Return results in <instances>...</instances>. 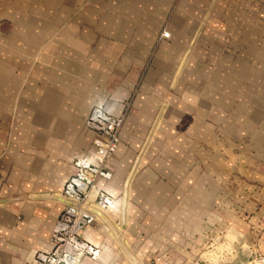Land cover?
Returning a JSON list of instances; mask_svg holds the SVG:
<instances>
[{"label":"crops","instance_id":"1","mask_svg":"<svg viewBox=\"0 0 264 264\" xmlns=\"http://www.w3.org/2000/svg\"><path fill=\"white\" fill-rule=\"evenodd\" d=\"M137 89L97 220L151 226L155 264L264 257V0H0V264L53 249L86 118ZM101 222L83 237L125 264Z\"/></svg>","mask_w":264,"mask_h":264},{"label":"built area","instance_id":"2","mask_svg":"<svg viewBox=\"0 0 264 264\" xmlns=\"http://www.w3.org/2000/svg\"><path fill=\"white\" fill-rule=\"evenodd\" d=\"M162 39H170V33L164 31ZM128 111L126 106L116 116L105 107L96 106L86 118V128L95 136L94 149L88 157L75 159V172L63 187L61 198L66 205L53 230V249L36 253L29 264H85L101 260L102 252L83 237V232L97 221L98 212H107L116 205L104 184L113 179L110 161L121 144Z\"/></svg>","mask_w":264,"mask_h":264},{"label":"rangeland","instance_id":"3","mask_svg":"<svg viewBox=\"0 0 264 264\" xmlns=\"http://www.w3.org/2000/svg\"><path fill=\"white\" fill-rule=\"evenodd\" d=\"M164 31L169 32L168 25L163 27L162 33ZM162 33H161V35H162ZM170 38H171V34H170ZM139 86L140 85H138V89H139ZM138 89L134 93V95L131 96V98L127 101L125 107L129 106V108H130L133 105L134 100H135V96L138 93ZM165 107H166V102L161 106L160 113L163 112ZM93 136H94V134H93ZM94 139H95V136H94ZM104 213H107V212H103V214ZM98 214L102 215L101 212H98ZM149 217H150L149 222L151 223L152 213L149 214ZM132 220H133V218L131 217L129 211L127 209H124V211L121 210L117 223L116 224L113 223L111 227H109L108 223L105 222V218H103V219L100 218L97 221H102L101 223L105 225V227L108 231L107 233L109 234L108 236L112 239V241L115 242L114 243L115 246L118 247L117 253L118 254L120 253L124 257L123 262L125 264H155L156 262H159L161 259H156L154 261L151 259L142 260V259H139L135 256L134 250L135 249L139 250V246H137L138 242L141 243L142 250L146 249V251L150 253V251L152 250V246H153V244H152V235H153L152 231H153V229L151 226H149L148 228L144 229V234H142L140 232L136 233L137 231L134 230V227H132V226L127 227L126 226V223L127 222L130 223ZM214 236L215 235H210L211 238L208 239L207 249H208L209 253L214 252V250L220 245V244L215 243V239H214L215 237ZM126 242H128V244L131 246V250H132L131 252L132 253L130 252V250L128 251L126 249V247H127ZM141 245H140V247H141ZM96 247H98L99 250L102 252V257H101V260L99 262H91V264H120L119 259L110 260V261L105 260V250L107 247V245H105V243H101L100 245H97ZM263 260H264L263 256H258V257H253L252 259L247 260L241 264H264V263L260 262ZM191 264H200V263H199V261L194 260Z\"/></svg>","mask_w":264,"mask_h":264},{"label":"bare ground","instance_id":"4","mask_svg":"<svg viewBox=\"0 0 264 264\" xmlns=\"http://www.w3.org/2000/svg\"><path fill=\"white\" fill-rule=\"evenodd\" d=\"M102 213V212H101ZM101 216V215H100Z\"/></svg>","mask_w":264,"mask_h":264}]
</instances>
